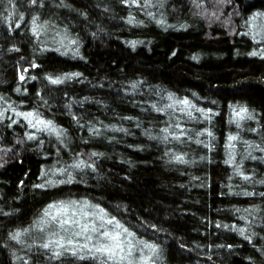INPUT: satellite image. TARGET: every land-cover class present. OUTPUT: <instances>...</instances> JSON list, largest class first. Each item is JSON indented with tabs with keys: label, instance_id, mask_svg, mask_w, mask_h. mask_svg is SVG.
Listing matches in <instances>:
<instances>
[{
	"label": "trees",
	"instance_id": "trees-1",
	"mask_svg": "<svg viewBox=\"0 0 264 264\" xmlns=\"http://www.w3.org/2000/svg\"><path fill=\"white\" fill-rule=\"evenodd\" d=\"M142 255L264 264V0H0V264Z\"/></svg>",
	"mask_w": 264,
	"mask_h": 264
},
{
	"label": "rangeland",
	"instance_id": "rangeland-1",
	"mask_svg": "<svg viewBox=\"0 0 264 264\" xmlns=\"http://www.w3.org/2000/svg\"><path fill=\"white\" fill-rule=\"evenodd\" d=\"M68 208V209H67ZM50 214H54V222L56 230L58 229L60 232L64 231L69 235V230L74 228L72 232V237L76 239H82L81 244H77L79 250H92L89 248V245L92 244L93 248L101 251L103 249L102 245H113L118 248H125V244L134 243L133 237L128 234L126 230H124L121 226L114 224L112 220L102 216L98 210L89 209L86 205L77 206L69 210V207L63 208L58 212L53 211ZM72 223H76L73 227H70ZM107 233V235H105ZM118 237V241H114L111 237ZM95 237L94 242L93 238ZM84 239V240H83ZM99 242H102L101 244ZM104 243V244H103ZM143 248V251L146 250V245H139ZM131 250L134 251L135 247H131ZM107 251V250H103ZM144 254V252H143ZM123 260H126L127 264H147L145 261L144 255L137 260H132L130 257H126Z\"/></svg>",
	"mask_w": 264,
	"mask_h": 264
},
{
	"label": "snow or ice",
	"instance_id": "snow-or-ice-1",
	"mask_svg": "<svg viewBox=\"0 0 264 264\" xmlns=\"http://www.w3.org/2000/svg\"><path fill=\"white\" fill-rule=\"evenodd\" d=\"M55 82V81H54ZM184 103H187V101H184ZM179 159V158H178ZM105 235H107V233L105 234ZM111 239L112 240H114V241H118V237H116V236H114V237H111ZM119 245L117 244V247H118ZM102 250H107V249H102Z\"/></svg>",
	"mask_w": 264,
	"mask_h": 264
}]
</instances>
